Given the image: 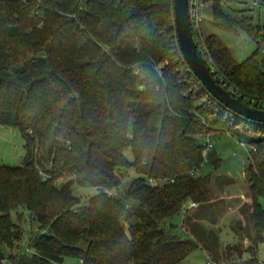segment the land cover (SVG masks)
Segmentation results:
<instances>
[{
    "label": "trees",
    "instance_id": "1",
    "mask_svg": "<svg viewBox=\"0 0 264 264\" xmlns=\"http://www.w3.org/2000/svg\"><path fill=\"white\" fill-rule=\"evenodd\" d=\"M202 1L211 2L218 26L256 39L252 16H231L221 0ZM173 3L0 0V123L17 127L26 148L21 165L0 164V264L13 257L5 248L24 234L12 210L30 225L29 249L14 256L19 264L67 256L80 264H175L200 247L218 262L244 251L256 261L264 242V123L225 107L191 71ZM202 40L218 82L264 108L257 50L236 61L215 35ZM217 131L252 147L245 168L251 201L239 206L242 219L232 223L239 242L223 251L217 228L197 219L187 218L191 238L163 226L188 202L200 211L215 202L212 175L191 171L205 160L220 165L214 150L204 159V137ZM131 168L135 175L122 185ZM75 184L97 193L81 205ZM218 218L213 214L212 222Z\"/></svg>",
    "mask_w": 264,
    "mask_h": 264
},
{
    "label": "rangeland",
    "instance_id": "2",
    "mask_svg": "<svg viewBox=\"0 0 264 264\" xmlns=\"http://www.w3.org/2000/svg\"><path fill=\"white\" fill-rule=\"evenodd\" d=\"M203 20L200 26L201 33L204 36L215 34L230 51L231 56L236 61H242L247 56L257 50V58L263 64L264 61V0H257V5H254V0H221L223 9L234 17L252 16L253 24L256 33V39L251 36L246 30L234 31L222 28L212 21V6L209 1H202ZM206 25V26H205ZM200 32L195 30V37L199 38ZM203 36V38H204ZM201 51H205L204 47H200ZM204 56L207 55L204 53ZM210 60H208L209 62ZM264 105V100L262 101ZM211 141L213 142V149L221 158L220 165L214 167L210 163L204 161L202 164L201 172L203 174H211V189L213 192V200L215 202L202 211L198 207H192L193 203L188 202L184 208L177 214L167 218L163 223L164 228L175 234L181 235L183 238H191L192 236L188 230V217L197 219L200 224L205 228H215V223L212 221L213 214L218 218V238L220 249L223 251L227 244H235L240 240L239 235L233 231L231 224H237L238 217H240L239 205L246 203L250 204V196L248 190V183L245 176V168L249 163V154L251 147H247L240 143V140L228 131L210 132ZM243 141V140H241ZM210 150V151H212ZM129 158H132L130 149L125 151ZM26 154L25 139L21 131L11 125H3L0 123V164L17 166L21 165L23 158ZM208 157V152L204 151V159ZM193 171V170H192ZM133 168L125 172L122 178V185L129 182L132 176L135 175ZM217 175H226L233 179V182L221 181L215 177ZM158 181V180H156ZM155 181V182H156ZM154 182V183H155ZM58 181L57 184H60ZM73 192L80 197V204H85L89 201L90 197L97 193L95 187H83L77 184L73 185ZM260 203L264 208V197L260 199ZM79 204V205H80ZM230 206V207H228ZM238 208V209H237ZM11 215L13 219L19 222L24 230V234L19 244H12L9 248H5L13 256L11 258L4 257L1 260L2 264H19L14 261V256H19L22 251H27L29 246L28 242V229L30 228L29 222L23 218L18 219L15 210H12ZM203 217L206 215L209 219ZM247 225H250V220L246 218ZM217 221V220H216ZM244 223V221L242 220ZM248 240H241L242 248L245 250L248 247ZM8 254V253H7ZM264 264V242L259 246L256 261L251 260V255L248 251H244L241 256L233 255L232 261L221 262L216 261L213 257L203 248H196L192 250L187 256L180 259L175 264ZM81 260L78 257L67 256L62 262L54 264H80Z\"/></svg>",
    "mask_w": 264,
    "mask_h": 264
},
{
    "label": "water",
    "instance_id": "3",
    "mask_svg": "<svg viewBox=\"0 0 264 264\" xmlns=\"http://www.w3.org/2000/svg\"><path fill=\"white\" fill-rule=\"evenodd\" d=\"M189 0H174L173 14L179 47L191 71L225 107L253 122L264 123V108L247 103L218 82L198 47L188 12Z\"/></svg>",
    "mask_w": 264,
    "mask_h": 264
},
{
    "label": "built area",
    "instance_id": "4",
    "mask_svg": "<svg viewBox=\"0 0 264 264\" xmlns=\"http://www.w3.org/2000/svg\"><path fill=\"white\" fill-rule=\"evenodd\" d=\"M257 0H254V5H257ZM202 6H203V2L202 0H189L188 2V12H189V17H190V21H191V26H192V30L194 32V36H195V30H197L198 32H200L199 34V38H196V41H200V47H204V49H206L205 44L202 40V36H201V21L203 20V12H202ZM240 143L247 147V143L245 141H240ZM249 149H251L252 147H248ZM213 149V142L211 141V136L210 134H206L204 137V151L205 153L209 152L210 150ZM192 174H196V175H200L202 172L199 169H194L193 171H191ZM150 182H155L156 180L154 178H149ZM106 192L109 195H113L115 194V191L112 190H106ZM208 264H211L210 261H208Z\"/></svg>",
    "mask_w": 264,
    "mask_h": 264
},
{
    "label": "crops",
    "instance_id": "5",
    "mask_svg": "<svg viewBox=\"0 0 264 264\" xmlns=\"http://www.w3.org/2000/svg\"><path fill=\"white\" fill-rule=\"evenodd\" d=\"M212 21L214 22V19H213V16H212ZM215 23V22H214ZM216 24V23H215ZM217 25V24H216ZM206 26V25H205ZM202 28V27H201ZM239 31V30H238ZM211 35H215V34H211ZM201 36L203 37L204 36V34L203 33H201ZM205 37V36H204ZM198 207V205L197 204H193V206L192 207ZM240 206V205H239ZM228 207H230V206H228ZM239 208V207H238ZM237 208V209H238ZM240 219H242V215L240 214V217H238V220H240ZM218 221H216V223H215V228H218L219 226H217L218 224ZM231 227H232V224H231Z\"/></svg>",
    "mask_w": 264,
    "mask_h": 264
}]
</instances>
